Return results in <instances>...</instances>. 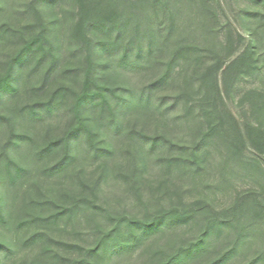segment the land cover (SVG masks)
I'll list each match as a JSON object with an SVG mask.
<instances>
[{
	"label": "trees",
	"instance_id": "1",
	"mask_svg": "<svg viewBox=\"0 0 264 264\" xmlns=\"http://www.w3.org/2000/svg\"><path fill=\"white\" fill-rule=\"evenodd\" d=\"M241 12L250 33L220 0H29L26 21L0 23V48L17 45L0 98L22 66L55 70L63 45L81 76L22 109L43 120L73 98L69 128L28 162L0 112V264H264V0ZM130 112L168 124L126 127Z\"/></svg>",
	"mask_w": 264,
	"mask_h": 264
},
{
	"label": "rangeland",
	"instance_id": "2",
	"mask_svg": "<svg viewBox=\"0 0 264 264\" xmlns=\"http://www.w3.org/2000/svg\"><path fill=\"white\" fill-rule=\"evenodd\" d=\"M29 0H0V23L6 20H18L24 22L26 17L19 16V13L24 9ZM222 9L224 8V20L229 21L234 29L240 32H245L248 29L249 33L252 32L253 25L246 23L241 18V11L243 8L252 7L255 5V0H220ZM63 5V4H62ZM61 5L56 6L53 10H60ZM17 45L10 46L9 48H0V68L8 60L9 56L16 49ZM70 47L63 45L60 49L58 65L49 75L46 74V67H41L33 74L29 75L30 67L22 66L21 76L17 81L18 91L14 95H8L0 98V112L13 120L15 131L19 134L26 136L23 150L17 153L12 152V157L16 160H23L24 162L30 161L35 153L42 147L49 138L62 135L70 125L71 111L70 108L73 104V98L67 97L64 101L61 112L51 115L43 120L30 121L22 117V109L29 106H39L46 101L53 92L61 87H70L73 90L80 88L81 76L66 72V69L74 68L80 62L79 58H72ZM123 123L126 127L137 126L146 129L147 131L154 132L159 130L162 126L168 124V120H162L157 115L152 114H137L129 113L125 116ZM176 134L183 135L184 131L181 128H175ZM175 132V131H174ZM9 137V128L6 124L0 125V151L7 138ZM118 148H124L123 141L116 142ZM86 147L84 139L80 141L79 148ZM58 156V152L53 158ZM123 160L117 158L114 162ZM126 160V159H125ZM78 165L73 166L74 172L77 170ZM34 177L24 181L23 188L31 187L34 189ZM45 189V186H42ZM4 185L0 184V200L4 204L7 197ZM9 199V197H7ZM12 211V212H11ZM11 213L15 212L11 208ZM11 234L0 227V239L5 241L11 240ZM134 257H124L115 259L110 264H138L133 260Z\"/></svg>",
	"mask_w": 264,
	"mask_h": 264
}]
</instances>
